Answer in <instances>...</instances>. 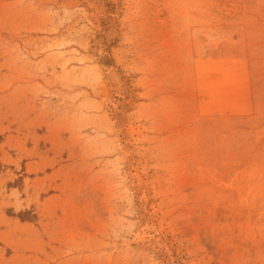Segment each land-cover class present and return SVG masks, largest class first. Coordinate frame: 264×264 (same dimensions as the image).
Segmentation results:
<instances>
[{
    "label": "rangeland",
    "instance_id": "374dc122",
    "mask_svg": "<svg viewBox=\"0 0 264 264\" xmlns=\"http://www.w3.org/2000/svg\"><path fill=\"white\" fill-rule=\"evenodd\" d=\"M0 264H264V0H0Z\"/></svg>",
    "mask_w": 264,
    "mask_h": 264
},
{
    "label": "bare ground",
    "instance_id": "6f19581e",
    "mask_svg": "<svg viewBox=\"0 0 264 264\" xmlns=\"http://www.w3.org/2000/svg\"><path fill=\"white\" fill-rule=\"evenodd\" d=\"M109 75L114 78L116 76V74L114 72H110Z\"/></svg>",
    "mask_w": 264,
    "mask_h": 264
}]
</instances>
